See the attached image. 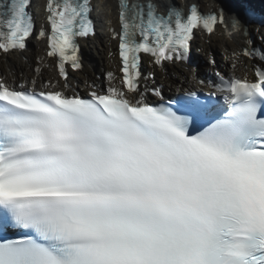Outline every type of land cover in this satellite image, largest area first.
I'll list each match as a JSON object with an SVG mask.
<instances>
[{
  "label": "snow or ice",
  "instance_id": "obj_1",
  "mask_svg": "<svg viewBox=\"0 0 264 264\" xmlns=\"http://www.w3.org/2000/svg\"><path fill=\"white\" fill-rule=\"evenodd\" d=\"M32 4L0 0V54L46 39L57 78L43 61L0 76V264H264V49L242 50L251 78L234 55L231 76L193 68L198 87L174 97L142 72L144 57L191 64L197 32L248 36L256 21L118 0L121 75L82 95L68 69L82 70L93 0H47L38 33Z\"/></svg>",
  "mask_w": 264,
  "mask_h": 264
},
{
  "label": "bare ground",
  "instance_id": "obj_2",
  "mask_svg": "<svg viewBox=\"0 0 264 264\" xmlns=\"http://www.w3.org/2000/svg\"><path fill=\"white\" fill-rule=\"evenodd\" d=\"M169 0H157V2L164 3ZM173 1V0H171ZM193 2L195 0H186ZM203 6L209 4L210 8L217 5V3H223L227 7L234 10H238L239 5L236 0H199ZM45 0L34 1V11L39 16L41 9L44 6ZM181 3V0H178ZM95 16L99 21L98 36L95 39L97 46L96 50L87 52V67L82 72L71 75L74 81H71L73 87L87 91L88 83H96L98 85L107 86L105 79L108 72H113L116 75L118 69L117 59L115 56L114 48L116 42L111 41L107 28L104 26V21L110 19L114 15L115 9L114 0H94ZM116 23V21L114 22ZM254 37L264 38V29L251 27ZM236 41H230L224 37L213 36L210 37L207 42H197L196 45V57L206 58L209 60V64L206 65L205 71H224L229 74H233V57H236V71L235 73L249 74L252 71L254 61H251L245 57H242L237 49V45L243 37L239 33L234 34ZM32 53L30 55L22 53L19 55L4 56L0 54V76H8L10 72H14L18 77L23 76L25 78H31L34 74V69L38 66V61H43L39 66L42 68L43 80H55V74L53 69V61L47 59L45 54V47L43 43H39L33 40L31 45ZM216 50L219 53L218 60L215 61V66L210 63L212 56L211 51ZM172 71L169 73L168 69L164 74L156 72L155 86H162L165 93L175 92L177 88L185 89L189 85H197L193 79V71L191 67H171ZM200 74H204L202 71ZM197 76V75H196ZM198 77V76H197ZM199 78V77H198Z\"/></svg>",
  "mask_w": 264,
  "mask_h": 264
}]
</instances>
